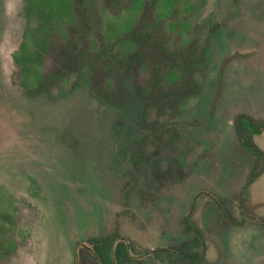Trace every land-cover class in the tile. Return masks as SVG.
<instances>
[{
  "label": "rangeland",
  "instance_id": "obj_1",
  "mask_svg": "<svg viewBox=\"0 0 264 264\" xmlns=\"http://www.w3.org/2000/svg\"><path fill=\"white\" fill-rule=\"evenodd\" d=\"M161 2L73 0L32 94L26 0H0V264H264V129L238 119L264 121V0ZM131 14L140 59L106 40Z\"/></svg>",
  "mask_w": 264,
  "mask_h": 264
},
{
  "label": "trees",
  "instance_id": "obj_2",
  "mask_svg": "<svg viewBox=\"0 0 264 264\" xmlns=\"http://www.w3.org/2000/svg\"><path fill=\"white\" fill-rule=\"evenodd\" d=\"M187 2L188 0H162L161 4L169 6L173 3L182 7ZM71 3H73V0H26L27 26L22 42L14 53V58L21 65L20 82L32 94L48 90L61 76L60 73H45L43 59L54 48V42L57 41L58 35L61 36L66 30V24L73 20L74 13L71 10ZM132 16L134 15L123 16L117 23L115 22L114 26L110 25L106 40L108 44H119L120 51L130 53L131 57L140 59L138 58L142 55L140 46L139 44L136 46L139 39V25H135V20ZM238 119L248 120V127L255 133H260L264 129V121L257 127L252 117L240 115ZM247 149H252L264 157V151L256 145ZM262 169L260 173L251 175L243 190L264 171V168ZM32 185L36 190L37 183L34 180H32ZM211 195L214 196L213 194ZM8 196L9 198H14L12 194ZM240 208L244 210L241 200ZM244 216V221L251 218L246 213H244ZM187 227L194 230L197 241L203 242L202 234L196 226L188 223ZM14 247V242L9 243L1 239L0 260L8 255ZM154 251L152 250L151 252ZM166 251L179 260L188 261L181 249L177 247L166 248Z\"/></svg>",
  "mask_w": 264,
  "mask_h": 264
}]
</instances>
